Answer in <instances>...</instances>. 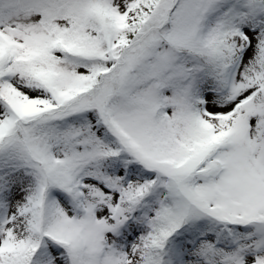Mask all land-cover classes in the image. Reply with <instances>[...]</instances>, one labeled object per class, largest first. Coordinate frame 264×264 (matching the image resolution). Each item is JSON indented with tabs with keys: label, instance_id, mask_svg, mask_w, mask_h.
Masks as SVG:
<instances>
[{
	"label": "snow or ice",
	"instance_id": "6c2138e0",
	"mask_svg": "<svg viewBox=\"0 0 264 264\" xmlns=\"http://www.w3.org/2000/svg\"><path fill=\"white\" fill-rule=\"evenodd\" d=\"M0 264H264V0H0Z\"/></svg>",
	"mask_w": 264,
	"mask_h": 264
}]
</instances>
